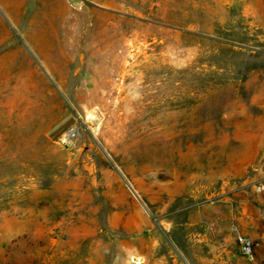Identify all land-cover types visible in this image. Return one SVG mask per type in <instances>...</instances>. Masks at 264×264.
Wrapping results in <instances>:
<instances>
[{"label": "rangeland", "instance_id": "374dc122", "mask_svg": "<svg viewBox=\"0 0 264 264\" xmlns=\"http://www.w3.org/2000/svg\"><path fill=\"white\" fill-rule=\"evenodd\" d=\"M0 264H264V0H0Z\"/></svg>", "mask_w": 264, "mask_h": 264}, {"label": "crops", "instance_id": "0c3cea01", "mask_svg": "<svg viewBox=\"0 0 264 264\" xmlns=\"http://www.w3.org/2000/svg\"><path fill=\"white\" fill-rule=\"evenodd\" d=\"M58 27L55 23H43L42 35L46 38H51L50 40H62L66 38V35L61 34L60 32H64V28L62 24H58ZM38 56H40V52H36ZM76 118L72 114H67L63 116L56 123L52 124L46 130V139L49 142H57L64 135H66L74 126Z\"/></svg>", "mask_w": 264, "mask_h": 264}, {"label": "built area", "instance_id": "2783aa9c", "mask_svg": "<svg viewBox=\"0 0 264 264\" xmlns=\"http://www.w3.org/2000/svg\"><path fill=\"white\" fill-rule=\"evenodd\" d=\"M239 240L241 242V245H242V248H243V251L246 253V254H250L251 253V243L245 239V238H242V237H239Z\"/></svg>", "mask_w": 264, "mask_h": 264}, {"label": "bare ground", "instance_id": "6f19581e", "mask_svg": "<svg viewBox=\"0 0 264 264\" xmlns=\"http://www.w3.org/2000/svg\"><path fill=\"white\" fill-rule=\"evenodd\" d=\"M261 126V125H260ZM254 148H255V140L254 139H252L251 140V150H254ZM253 153H254V151H253ZM262 172V171H261Z\"/></svg>", "mask_w": 264, "mask_h": 264}]
</instances>
